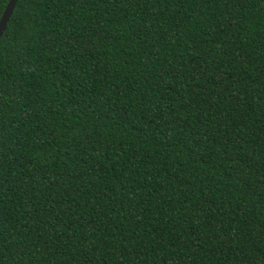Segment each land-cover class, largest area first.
Wrapping results in <instances>:
<instances>
[{
    "label": "trees",
    "instance_id": "trees-1",
    "mask_svg": "<svg viewBox=\"0 0 264 264\" xmlns=\"http://www.w3.org/2000/svg\"><path fill=\"white\" fill-rule=\"evenodd\" d=\"M6 27L0 264H264V0H18Z\"/></svg>",
    "mask_w": 264,
    "mask_h": 264
},
{
    "label": "water",
    "instance_id": "water-1",
    "mask_svg": "<svg viewBox=\"0 0 264 264\" xmlns=\"http://www.w3.org/2000/svg\"><path fill=\"white\" fill-rule=\"evenodd\" d=\"M18 0H9L0 16V40L6 30V25L13 12L14 7L17 5Z\"/></svg>",
    "mask_w": 264,
    "mask_h": 264
}]
</instances>
